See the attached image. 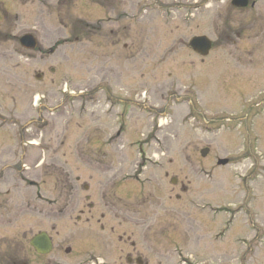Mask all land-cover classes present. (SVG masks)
<instances>
[{"label":"rangeland","instance_id":"obj_1","mask_svg":"<svg viewBox=\"0 0 264 264\" xmlns=\"http://www.w3.org/2000/svg\"><path fill=\"white\" fill-rule=\"evenodd\" d=\"M0 2V261H230L212 236L238 217L206 214L253 202L264 218V0ZM42 232L53 250L34 258Z\"/></svg>","mask_w":264,"mask_h":264},{"label":"flooded vegetation","instance_id":"obj_2","mask_svg":"<svg viewBox=\"0 0 264 264\" xmlns=\"http://www.w3.org/2000/svg\"><path fill=\"white\" fill-rule=\"evenodd\" d=\"M24 5L28 3V0H22ZM51 0H31V3H37V6L40 5V8L38 9V12L44 14V9L46 8V3ZM57 6V3L62 4L63 6H59L60 8H66L67 3L71 4H80L82 2H95V4H100V0H53ZM109 1V3H114L116 0H106ZM251 6V8H255L256 2H250L248 0V6ZM71 6V5H70ZM248 6L246 8H248ZM14 7V5H13ZM12 7V8H13ZM0 8H3V4L0 2ZM73 8V7H72ZM244 8V9H246ZM57 10L55 9V15L57 20ZM71 13V10L67 12V15ZM65 15L66 17H68ZM57 22V21H56ZM60 26H63L62 29L64 32H70L74 27H71V25L65 24L61 22L59 24ZM52 52H54V49H51ZM221 161H226L225 165H219ZM234 163V162H233ZM231 162L228 159H221L218 160L217 166L218 167H227L230 165ZM256 203L246 202V203H230L226 208H209L208 210L211 211V213H207L206 215H209V218L212 219V223L216 224V221L219 219L220 216H237L238 218H233L230 221H228V224L223 228L222 226H218V228L214 231V235L212 236L213 241L216 240L217 243L221 244L223 242L228 243L227 247L228 250L231 247L230 252H225L226 255H230V261H225L222 259H219L217 263L215 264H264V218H260L259 212H252L257 211L256 209ZM216 206V205H214ZM218 207V206H216ZM91 210L93 209V205H90ZM206 207H204L205 209ZM223 214V215H222ZM3 219L0 218V222ZM224 222V221H222ZM223 224V223H222ZM1 225V223H0ZM43 233V232H42ZM231 233L233 234V238L230 237ZM40 233L34 235L30 240L29 244L31 247L32 255H34V258L41 257L44 258V255H40L36 252L34 248L31 246L32 240L39 235ZM228 235V236H227ZM118 242L123 247H130L133 250H136V246L133 242H131L130 237L125 236H119ZM4 239L8 238H2L0 240V248L7 247L9 245L8 242H4ZM14 243H18V245L23 243V241H26L27 235H25L23 232H18L17 235L14 238ZM10 241V240H9ZM227 250V251H228ZM1 252V251H0ZM2 253V252H1ZM131 252L129 253V257L127 258L128 264H147L143 262L142 258H139V256H133ZM138 258V259H137ZM30 258H26L23 261H14L12 256H8L6 253L3 257H1L0 264H6L7 262H10V264H29L28 260ZM135 261V262H134Z\"/></svg>","mask_w":264,"mask_h":264},{"label":"water","instance_id":"obj_3","mask_svg":"<svg viewBox=\"0 0 264 264\" xmlns=\"http://www.w3.org/2000/svg\"><path fill=\"white\" fill-rule=\"evenodd\" d=\"M233 5L237 8H246L248 0H234ZM21 46L27 50H34L37 47V41L31 35L25 36L21 39ZM192 50L202 57H207L212 49V42L207 37H195L190 42ZM203 157L209 154V150L205 149L201 152ZM226 161H221L219 165H225ZM32 247L42 255H47L52 250V244L47 234H40L34 238L31 243ZM70 252V251H67Z\"/></svg>","mask_w":264,"mask_h":264}]
</instances>
